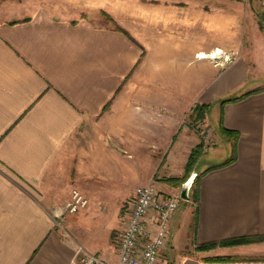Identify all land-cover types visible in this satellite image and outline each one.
<instances>
[{
	"label": "crops",
	"instance_id": "1",
	"mask_svg": "<svg viewBox=\"0 0 264 264\" xmlns=\"http://www.w3.org/2000/svg\"><path fill=\"white\" fill-rule=\"evenodd\" d=\"M71 1L0 5V264H73L82 245L115 262L142 180L131 173L148 157L161 163L164 150L168 170H185L201 140L183 124L196 103L210 105L215 129L237 132L236 158L201 177L197 221L180 205L160 264H264V240L196 250L264 235V58L199 55L227 52L228 30L241 37L244 0ZM222 140L229 155L198 172L230 157L234 140ZM125 177L139 181L124 193ZM74 187L90 204L66 221L72 239L58 209ZM120 199L111 221L104 211Z\"/></svg>",
	"mask_w": 264,
	"mask_h": 264
},
{
	"label": "built area",
	"instance_id": "2",
	"mask_svg": "<svg viewBox=\"0 0 264 264\" xmlns=\"http://www.w3.org/2000/svg\"><path fill=\"white\" fill-rule=\"evenodd\" d=\"M215 54L216 57L211 58L221 63L236 58L223 50ZM198 127H202V123ZM182 199L180 192L167 193L151 182L137 186L117 236V260L108 262L79 246L73 264H160L170 238L171 222ZM89 204V196L74 187L69 198L60 205L58 218L76 214Z\"/></svg>",
	"mask_w": 264,
	"mask_h": 264
},
{
	"label": "rangeland",
	"instance_id": "3",
	"mask_svg": "<svg viewBox=\"0 0 264 264\" xmlns=\"http://www.w3.org/2000/svg\"><path fill=\"white\" fill-rule=\"evenodd\" d=\"M41 1L44 0H0V5L2 4H11V2H15V3H39ZM55 3H66V2H71L74 3L71 0H51ZM111 2H109L110 4ZM228 7H233V5H229ZM235 7H237V10H239L242 14V19H241V24H242V35L241 37L239 36H235L234 32L230 33L228 30V35H227V39H228V44H227V52L231 54L233 57H236L237 55H239L242 51H246L248 49H250L249 51H251L252 53V57L254 58H264V12L262 9V0H244L241 3H237L235 4ZM106 13L104 10H101V14L104 17L105 21L107 20L106 17ZM108 14V13H107ZM111 16V15H110ZM259 18H263L261 21V24L263 25V28H261L260 26V22H259ZM110 22V21H108ZM211 39H219V35L218 34H214ZM242 42H240L241 40ZM223 50V49H222ZM218 111V109H216L215 107H213L212 109H210L209 112V120L212 123L216 122V112ZM202 123V127H198V124ZM184 125L189 126L190 129H192L194 133H196V135L199 137V139H203L205 142V152L203 153L200 161L198 162V164L195 167L196 171L202 170L204 168H206L207 166L213 164L216 161H221L223 160V158H226L229 153V144L225 141H219V137L216 134L215 128L213 126H211L207 121H203V122H197L194 123L192 122L191 118L189 117V115H187L184 119ZM159 144V143H158ZM207 148V149H206ZM165 150L163 151V155H162V162L160 163H156L157 161H159V158H157V160H154V158L148 157L147 160L144 162V165L146 167V169L144 171L141 172H132L131 175L133 177H141L140 182L137 184L138 186L141 184H146V183H154L159 189L161 190H165L166 188L169 191H171V193H178L181 192V189L184 185V183L190 178V176L193 174H191L189 176V178L184 181V182H178L177 185H171L170 183L164 181V177H182L185 175V170L180 174L177 175L175 173V171L173 172L172 169L168 170V164L166 163V154H165ZM172 156V153H171ZM170 156V157H171ZM160 157V156H159ZM137 158V156H135V159ZM178 158V157H177ZM175 160L174 157H171V160ZM130 161L133 160V156L131 158H129ZM183 167V166H182ZM185 169V168H184ZM187 174V173H186ZM126 179L127 180L125 183L128 184V186H124V188L122 187V192H126V190H131L133 184H136V182L139 181V179ZM165 187V188H164ZM192 188H194V186H192ZM87 193V192H86ZM170 193V192H168ZM88 194V193H87ZM89 195V194H88ZM90 196V195H89ZM124 200H119L114 201L112 204L107 205V209H105V213L106 215L109 217V219L111 221L115 220V216L117 214L118 211H120V208L123 205ZM187 204H191L192 208H193V213H194V219L196 216V211H197V202L194 199H185V201L182 203V207L186 206ZM102 206V204H101ZM80 213V212H79ZM79 213L76 214H67L64 218L60 219V225L64 227V230L66 231V233L68 234L67 236L69 238L73 239V235L68 231V229L66 228V221L71 218L74 217L76 215H78ZM112 226L110 225V228L108 230V233L113 229L111 228ZM111 238L112 235L114 234V232H111ZM112 242V241H111ZM111 244V243H110ZM249 244V243H246ZM240 245V244H239ZM83 246V245H82ZM233 246V245H232ZM84 247V246H83ZM219 247V246H217ZM167 248V247H166ZM214 249V248H213ZM213 249L207 250V252L212 251ZM162 261V259H161Z\"/></svg>",
	"mask_w": 264,
	"mask_h": 264
},
{
	"label": "trees",
	"instance_id": "4",
	"mask_svg": "<svg viewBox=\"0 0 264 264\" xmlns=\"http://www.w3.org/2000/svg\"><path fill=\"white\" fill-rule=\"evenodd\" d=\"M262 9L264 12V6L262 5ZM106 17L107 20L110 21L112 23V25L114 26V28L121 30L123 32H125L126 34H128V32L126 30H124L121 26H119L116 21L113 20V18L106 13ZM263 19V18H262ZM261 18H259V22H260V26L261 28H263V25L261 24L262 21ZM129 35V34H128ZM248 93H244L240 96H235V97H227L225 99L222 100V104H225L226 102L229 101H234V100H238L241 99L245 96H247ZM210 105L208 104H200V103H196L190 113H189V117L191 118L192 122L197 123V122H203L205 121L206 115L208 113ZM216 134L219 138H233L234 140V144H233V148H232V154L230 155V157H228L225 161H223L220 164H216L213 165L212 167H209L208 169L202 171V172H198L195 170L196 165L198 164V162L200 161L203 153L205 152V141L203 139L200 140V142L198 144H196L188 157L187 163L185 165V175L184 176H180V177H164V181L170 183L171 185H177L178 182H184L186 181L189 176L192 173H196V176L193 180V184L192 186H194V188H190V192H189V199H194L197 204L199 202V184L201 181V177L210 169L213 168H217V167H221L224 165H227L231 162H233L236 158V146H235V141L237 139V132L227 129L223 124L222 121L219 125V127L217 129H215ZM185 201V199L181 200L180 205ZM195 221H197V213L195 216ZM196 227V223L194 224ZM264 240V235H260V236H248V237H237V238H232V239H227V240H223V241H219V242H212V243H205V244H201L198 245L196 247L197 251H207L213 248H216L217 246H232V245H239V244H246V243H252V242H257V241H262ZM235 259H239V257H235V256H210V257H205V260L207 261H225V260H235Z\"/></svg>",
	"mask_w": 264,
	"mask_h": 264
},
{
	"label": "water",
	"instance_id": "5",
	"mask_svg": "<svg viewBox=\"0 0 264 264\" xmlns=\"http://www.w3.org/2000/svg\"><path fill=\"white\" fill-rule=\"evenodd\" d=\"M196 176V173H193L190 178L184 183L182 189H181V196L183 199H189V192H190V188L193 184V180Z\"/></svg>",
	"mask_w": 264,
	"mask_h": 264
},
{
	"label": "bare ground",
	"instance_id": "6",
	"mask_svg": "<svg viewBox=\"0 0 264 264\" xmlns=\"http://www.w3.org/2000/svg\"><path fill=\"white\" fill-rule=\"evenodd\" d=\"M217 52H222V49H216L215 51H214V53L212 54V53H210L209 55L208 54H206V53H201V54H199L201 57H208V56H210V57H216V54L215 53H217Z\"/></svg>",
	"mask_w": 264,
	"mask_h": 264
}]
</instances>
